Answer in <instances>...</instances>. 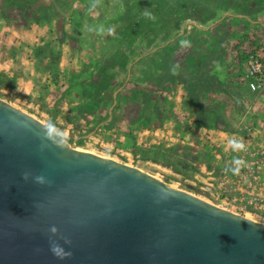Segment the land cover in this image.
<instances>
[{"label":"rangeland","instance_id":"obj_1","mask_svg":"<svg viewBox=\"0 0 264 264\" xmlns=\"http://www.w3.org/2000/svg\"><path fill=\"white\" fill-rule=\"evenodd\" d=\"M190 21H216L218 27L208 34ZM187 24L193 32L182 38ZM167 25L173 28L169 38L177 41L173 45L188 46L190 34L195 43H204L206 65L222 55L230 76L219 88L231 87V93L212 98L216 84L210 78L189 91L175 84L157 94L152 38L157 31L166 35ZM254 54L264 57V0H0V73L10 68L9 57L19 70L40 68L41 87L49 92L32 97L52 101L33 108L29 98L9 87H0L1 98L70 142L84 134L81 149L141 168L221 207L216 195L219 138L239 122L264 120V88L251 93L243 80ZM138 57L143 59L136 65L143 68L130 73ZM166 80L159 78L161 85ZM235 86L243 87L254 108H246L242 94H233ZM117 90L113 119L106 121ZM94 125L95 133L85 137Z\"/></svg>","mask_w":264,"mask_h":264},{"label":"water","instance_id":"obj_2","mask_svg":"<svg viewBox=\"0 0 264 264\" xmlns=\"http://www.w3.org/2000/svg\"><path fill=\"white\" fill-rule=\"evenodd\" d=\"M77 139L0 97V264H264V222Z\"/></svg>","mask_w":264,"mask_h":264},{"label":"crops","instance_id":"obj_3","mask_svg":"<svg viewBox=\"0 0 264 264\" xmlns=\"http://www.w3.org/2000/svg\"><path fill=\"white\" fill-rule=\"evenodd\" d=\"M97 9L100 11V13H104L105 17L106 15H108L104 10L105 8H97ZM105 17L103 19H105ZM102 21H105V20H102ZM156 22L157 23L155 25L158 28V21ZM190 22L193 23V28L195 30H200L208 34L218 27V24H216V21L209 22L208 24L198 23L196 21H190ZM167 27H168V30L166 32V35L162 36L161 34L160 36L159 31H157L155 38H152V40L153 41L156 40L155 43H157L151 49V70H152V73H154L157 76V80H158L157 85H156V90H158L157 94L160 93L159 90L161 89L164 90L163 91V94H164L167 91L165 90L166 86L167 87H169L170 85L176 86L175 84H180L183 86V89L185 91L186 90L189 91L192 86H200L202 85V83H210V80H209L210 78H214L212 80V84H216V89H214V91L210 93V96L212 98L218 97V95L222 96V94L226 91L231 93V91L233 90L231 89V87L225 90L223 88H219L220 86L222 87V81H224L226 77L230 76L224 72L225 69L221 62L223 58L222 55H220L218 58L214 56V61L211 64L206 65L205 61L206 59H208V56H207L208 54L204 51L205 45L203 42L199 41L195 43V41H193L194 37L190 34L189 36L190 41H188V46H184L183 44L182 46L173 45L174 43L177 42L174 37L169 38V36L172 33L171 31L173 28L170 25H167ZM191 27H192L191 24L182 26V29L180 32V35L182 38L185 37L186 32H189V33L193 32ZM107 28H109V25H106V29ZM196 33L197 32H195V34ZM160 37H162L163 39L166 38L165 41L160 42L161 41ZM136 41L137 40H135V42ZM192 43L194 45H192ZM135 45L136 44L133 45L132 51L136 50ZM136 59H137L136 62L130 63V66H129L130 73L140 71L143 68V66L141 65L140 66L136 65L139 62H141L143 58L139 59L138 57ZM8 60H10L8 62V65H10V68L5 69L4 70L5 73L10 76H13V75L17 76V85L15 87H9V89L17 90L21 92L23 96H26L27 98H29L30 101H28V103L33 108L42 107L41 103L45 101H46L45 103H47L48 101H52V100H49L48 97L45 101L34 99L32 97V95L36 97L38 94L49 92V90H44L43 87H41L42 85L40 82L43 77L39 75L40 68L38 67L29 68V66H26L24 68H21L23 69V71L25 70V72L23 73L21 72V69L19 70L16 68L15 65L13 66V63H11V61H13V58L9 57ZM217 61H220V63L217 64ZM246 64H247L246 67H248V63ZM246 70L247 68L244 71L246 72ZM216 71L217 73L215 74L214 72ZM231 73L234 74L233 72ZM163 76L164 77L167 76V80L164 82L165 85H161L159 81V78ZM235 85H238V84H235ZM235 87L236 88L233 94H235V96L236 95L238 96V94H242V97L245 99L246 108L248 109L250 108L252 109V107L254 108L255 103H253V101L252 103L251 101H249L250 99H248V93L243 89V87H239V86H235ZM174 88H175L174 90H176L177 93L180 92V90H178L176 87ZM251 93H254V92H251ZM32 98L33 100H31ZM200 99L201 97L199 98V100ZM204 101H206V99H204ZM52 118L54 119L55 117L52 116ZM253 119H257V121L264 122V120H262L263 118L254 117Z\"/></svg>","mask_w":264,"mask_h":264},{"label":"built area","instance_id":"obj_4","mask_svg":"<svg viewBox=\"0 0 264 264\" xmlns=\"http://www.w3.org/2000/svg\"><path fill=\"white\" fill-rule=\"evenodd\" d=\"M243 80L251 92L264 88L263 56L250 57ZM219 139L223 148L218 151V202L224 208L264 222V122H239L238 127ZM233 139L242 141L245 147L234 149L230 143ZM236 160L243 161L238 171Z\"/></svg>","mask_w":264,"mask_h":264},{"label":"trees","instance_id":"obj_5","mask_svg":"<svg viewBox=\"0 0 264 264\" xmlns=\"http://www.w3.org/2000/svg\"><path fill=\"white\" fill-rule=\"evenodd\" d=\"M16 84H17V76H15V75L10 76L6 73H0V87L1 88H3V87H15ZM96 125H94L92 128H90L86 133L92 131L96 127ZM83 135H80L78 137L77 142H76L77 145H80L83 143V141H84Z\"/></svg>","mask_w":264,"mask_h":264},{"label":"clouds","instance_id":"obj_6","mask_svg":"<svg viewBox=\"0 0 264 264\" xmlns=\"http://www.w3.org/2000/svg\"><path fill=\"white\" fill-rule=\"evenodd\" d=\"M230 143L233 146V148L236 149V150L243 149L245 147L243 142L239 141V140L233 139V140L230 141ZM235 164L237 165V168L235 170L238 171L239 170V166L243 164V161L242 160H236ZM54 230L55 229H53V231ZM52 251H53L54 255H57L55 249H52ZM70 255H71L70 252L65 251L64 254L62 256H60V258L63 259L65 256H70Z\"/></svg>","mask_w":264,"mask_h":264},{"label":"flooded vegetation","instance_id":"obj_7","mask_svg":"<svg viewBox=\"0 0 264 264\" xmlns=\"http://www.w3.org/2000/svg\"><path fill=\"white\" fill-rule=\"evenodd\" d=\"M155 12V10H153ZM157 11V10H156Z\"/></svg>","mask_w":264,"mask_h":264}]
</instances>
